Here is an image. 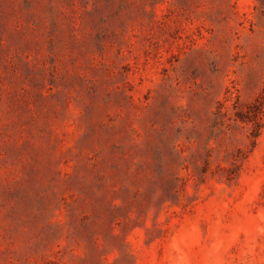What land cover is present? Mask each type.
<instances>
[{
  "label": "rangeland",
  "instance_id": "obj_1",
  "mask_svg": "<svg viewBox=\"0 0 264 264\" xmlns=\"http://www.w3.org/2000/svg\"><path fill=\"white\" fill-rule=\"evenodd\" d=\"M257 4L0 0V264H264Z\"/></svg>",
  "mask_w": 264,
  "mask_h": 264
},
{
  "label": "trees",
  "instance_id": "obj_2",
  "mask_svg": "<svg viewBox=\"0 0 264 264\" xmlns=\"http://www.w3.org/2000/svg\"><path fill=\"white\" fill-rule=\"evenodd\" d=\"M264 16V0H258V4L255 7ZM264 113V87L259 96L252 102L248 109L245 111H241L238 113L239 120L251 124V131L249 134V140L251 148H254L257 144L258 138L261 134L263 128V117ZM206 173V172H205ZM240 173V169H229L227 171L228 180H232V178L238 176ZM171 185H174V182H171Z\"/></svg>",
  "mask_w": 264,
  "mask_h": 264
}]
</instances>
